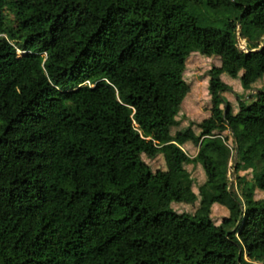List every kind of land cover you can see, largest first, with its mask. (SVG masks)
<instances>
[{
	"label": "trees",
	"instance_id": "trees-1",
	"mask_svg": "<svg viewBox=\"0 0 264 264\" xmlns=\"http://www.w3.org/2000/svg\"><path fill=\"white\" fill-rule=\"evenodd\" d=\"M202 2L231 14L223 28L199 25L189 6ZM195 42L220 61L207 73L211 97L229 90L223 73L257 89L238 117L224 101L172 134L190 92L184 72ZM140 101L173 143L164 169L143 159L156 133L133 124ZM220 124L236 144L231 166ZM186 143L197 150L184 162ZM186 163L216 170L197 188L198 220L165 206L168 198L196 200L182 191L194 183ZM247 169L251 180L238 174ZM257 188L264 0H0V264H264ZM212 200L226 210L219 224L202 219Z\"/></svg>",
	"mask_w": 264,
	"mask_h": 264
},
{
	"label": "rangeland",
	"instance_id": "rangeland-1",
	"mask_svg": "<svg viewBox=\"0 0 264 264\" xmlns=\"http://www.w3.org/2000/svg\"><path fill=\"white\" fill-rule=\"evenodd\" d=\"M192 13L198 19V23L202 27H214V28H223L224 21L230 17L226 11H216L205 5L204 2L190 5ZM240 49L247 50V48L242 47L244 44L243 39L239 41ZM195 51L191 53L187 60L186 70L184 72V79L190 85V92L188 93L186 99L184 100L182 110L178 116L180 125L172 128V134L189 123V121L199 122L209 114V109L215 105L223 106L224 101H228L233 108V117H238L241 114L239 104H247L250 102L249 96L253 95L257 88L250 89V83L243 81L239 78H232L226 73L221 74V79L228 84L229 90L221 93L220 96L211 97L207 91V73L208 70L213 65H219L220 61L218 57H208L201 54L200 49L203 46L202 42H195L193 44ZM243 50V51H244ZM134 120L133 124L135 127L139 128V120L141 124L146 128H150L156 133L154 138L153 145L149 149L148 155H143V159L150 165V167L155 169H164V160L162 153H170L172 151L173 143L166 141V127L162 120L160 119L157 112L154 108L147 102L140 101L136 104L133 109ZM218 130L223 132L224 141L232 149L231 160L229 161V166L232 165L235 155V141L232 137L231 131L227 128L226 125L220 124L216 126ZM116 141L124 147L128 146V142L124 139L120 130H117L115 133ZM162 149V152L159 150ZM182 155L181 159L186 162L189 158L193 157L196 154V148L186 143L181 146ZM186 168L190 172L191 176L194 179L192 189L188 190L182 188L184 194L190 199H196L195 202L190 203H178L168 198L165 206L175 210L177 213L183 217L190 220H198L199 217L196 215V210L198 207V202L200 197L198 195L197 188L204 182L205 177L209 174L213 177L216 174L215 168L212 164L207 166L205 170L200 164H189L186 163ZM233 168H229V177L230 181L234 184L236 181V174L232 175ZM239 175H245L248 180H251L250 169L240 170ZM256 198L264 197V189H256L255 191ZM210 213L209 217H203V220L210 218L215 224H219L222 221V218L226 215V210L219 204L217 200H212L209 203Z\"/></svg>",
	"mask_w": 264,
	"mask_h": 264
},
{
	"label": "water",
	"instance_id": "water-1",
	"mask_svg": "<svg viewBox=\"0 0 264 264\" xmlns=\"http://www.w3.org/2000/svg\"><path fill=\"white\" fill-rule=\"evenodd\" d=\"M238 29H240V27H238ZM241 36H240V32L238 31L237 32V36H236V38H237V45H238V47L240 48V46H239V40L241 39L240 38ZM246 51H248V49L246 50ZM235 159H236V151H235V155H234V161H235ZM236 174V171H235V169L233 168V170H232V175L234 176ZM232 183V181H230V184Z\"/></svg>",
	"mask_w": 264,
	"mask_h": 264
}]
</instances>
